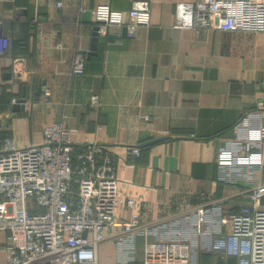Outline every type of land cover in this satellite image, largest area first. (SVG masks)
Masks as SVG:
<instances>
[{"label":"crops","instance_id":"crops-1","mask_svg":"<svg viewBox=\"0 0 264 264\" xmlns=\"http://www.w3.org/2000/svg\"><path fill=\"white\" fill-rule=\"evenodd\" d=\"M59 1L0 0L10 39L0 53V118L24 87L31 95L0 132L23 146L60 122L74 140L95 139L113 155L120 192L139 202L118 205L115 217L138 211L147 234L120 243V228L105 231L101 261L141 260L145 241L180 238L193 244L191 264H238L213 242L229 230L220 218L250 204V188L264 182V138L255 135L264 118L244 121L264 110V31L175 27L178 2L198 0ZM137 1L149 3L151 24L133 35L109 27L98 36L97 54H88L99 24L91 9L108 2L127 11ZM79 54L86 71L73 75ZM42 81V94L33 95ZM135 146L140 156L131 153ZM222 151L232 155L221 160ZM200 206L208 220L198 225ZM7 236L0 230V264L9 256Z\"/></svg>","mask_w":264,"mask_h":264},{"label":"built area","instance_id":"built-area-1","mask_svg":"<svg viewBox=\"0 0 264 264\" xmlns=\"http://www.w3.org/2000/svg\"><path fill=\"white\" fill-rule=\"evenodd\" d=\"M91 12L100 34L125 26L133 35L151 24L147 1H137L127 11L100 2ZM2 26L0 18V53L10 43ZM175 27L262 32L264 0L180 1ZM85 71L86 58L79 54L71 74ZM98 101L93 95L92 102ZM253 117L263 119L264 110L250 113L244 121L250 123ZM257 130L256 137L264 138V123ZM72 135V129L54 122L43 129L40 142L20 146L11 135L1 142L0 230L8 232L9 251L3 264H191L193 244L180 238L145 241L141 260H100L105 231L120 228V243L147 231L138 211L128 220L115 217L118 205L136 208L139 202L120 192L113 155L95 139L74 140ZM131 153L140 156L141 150L135 146ZM230 155L222 151L221 160ZM249 199L250 204L220 218L229 230L214 240L213 248L237 257L238 264H264V182L250 188ZM196 215L201 225L208 220V209L200 206Z\"/></svg>","mask_w":264,"mask_h":264},{"label":"water","instance_id":"water-1","mask_svg":"<svg viewBox=\"0 0 264 264\" xmlns=\"http://www.w3.org/2000/svg\"><path fill=\"white\" fill-rule=\"evenodd\" d=\"M124 33L127 32V28L124 27ZM99 25L94 26V31H93V38H92V44H91V51L88 52L90 55H96L97 50H98V36H99ZM46 84L45 81H42L41 83H37L35 85V90L33 91V95H41L44 89V85ZM31 98V95L27 93L26 88H23V92L20 98L16 99L14 103L12 104L11 110L7 113L6 117L0 118V126L4 125L7 123L9 119H11L13 116H15L18 112L24 111L26 107V102ZM171 136H160V137H155L152 138L148 141H145L138 145L139 147H143L146 145H152L156 142H159L161 140H165L170 138Z\"/></svg>","mask_w":264,"mask_h":264},{"label":"rangeland","instance_id":"rangeland-1","mask_svg":"<svg viewBox=\"0 0 264 264\" xmlns=\"http://www.w3.org/2000/svg\"><path fill=\"white\" fill-rule=\"evenodd\" d=\"M1 131H2V130H1ZM7 136H8V134H6V130H3L2 132H0V143H1V141H3Z\"/></svg>","mask_w":264,"mask_h":264}]
</instances>
